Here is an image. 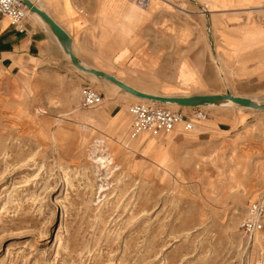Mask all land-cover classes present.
I'll use <instances>...</instances> for the list:
<instances>
[{"label": "rangeland", "instance_id": "374dc122", "mask_svg": "<svg viewBox=\"0 0 264 264\" xmlns=\"http://www.w3.org/2000/svg\"><path fill=\"white\" fill-rule=\"evenodd\" d=\"M218 1L142 12L150 0L126 18L136 0H104L100 33L116 64L126 54L105 69L152 95L230 91L263 103L264 0ZM39 65L0 68V264H264V219L255 236L239 228L264 197V111L205 108L194 130L131 138L141 99L65 56ZM87 86L100 106L82 108Z\"/></svg>", "mask_w": 264, "mask_h": 264}, {"label": "crops", "instance_id": "0c3cea01", "mask_svg": "<svg viewBox=\"0 0 264 264\" xmlns=\"http://www.w3.org/2000/svg\"><path fill=\"white\" fill-rule=\"evenodd\" d=\"M31 1L46 12L73 39V52L86 67L109 73L105 68H112V66L118 65L124 60L126 54L122 56L120 62L115 63L114 59L116 56L113 55L115 50L111 51L115 49L111 45L114 40L110 41L105 31L102 34L100 33L99 25H105L108 19L107 16H109L102 9L104 0ZM109 1L113 2L114 6L116 3L118 7L121 5V0ZM157 1L158 3L152 11L143 10L142 12L151 14L160 9V1L163 0ZM210 1L216 4L219 2L218 0ZM220 1L221 4L224 3L222 6L224 5L225 8L229 6L228 0ZM139 10L142 9L135 8L134 5L129 6L126 18L136 16ZM44 23L40 22L35 16L29 15L24 31H19L15 29L9 18L0 14V68L15 72L18 67L20 68V64L37 60L41 64L37 68L40 70L41 68L45 69L52 66L59 56H64V51L62 52L59 41L44 26ZM131 46H127L128 51L133 50ZM108 52H110V55ZM108 60L112 61L109 62ZM216 62L220 70L219 63L218 61ZM109 74L113 75V73ZM116 78L119 79L118 77ZM120 81L125 82L124 80ZM125 83L128 84L127 82ZM128 85L131 86L130 84ZM131 87L136 89L133 86Z\"/></svg>", "mask_w": 264, "mask_h": 264}, {"label": "built area", "instance_id": "2783aa9c", "mask_svg": "<svg viewBox=\"0 0 264 264\" xmlns=\"http://www.w3.org/2000/svg\"><path fill=\"white\" fill-rule=\"evenodd\" d=\"M141 8H147L150 0H136ZM0 14L10 19L15 29L24 31L29 13L21 0H0ZM100 93L85 87L81 94V106L83 109L96 108L103 103ZM132 124L130 137L135 138L141 133H150L158 136L163 133L173 132L180 123L185 124L187 130H194L195 121L205 120L207 113L205 108H193L189 115L181 111H172L160 104L140 102L130 107ZM246 217L240 224V229L246 235L255 236L263 228L264 197L253 202L246 210Z\"/></svg>", "mask_w": 264, "mask_h": 264}, {"label": "water", "instance_id": "95a60500", "mask_svg": "<svg viewBox=\"0 0 264 264\" xmlns=\"http://www.w3.org/2000/svg\"><path fill=\"white\" fill-rule=\"evenodd\" d=\"M23 5L27 7L31 11V13L37 14L43 22H45L52 34L59 41L65 55L70 57V61L72 65L82 73L91 74L97 77L100 80H107L114 85H116L121 91H126L129 94L135 96L136 98H142L146 100H150L153 102L160 103H168L178 105L180 107L186 108H205V106H220L228 103V101L232 102L234 105H238L243 108H249L257 111H264V102L258 103L251 98H243L239 96H235L230 91L223 95H193V96H175V97H167L163 95H152L145 93L143 91L136 90L126 84L123 81L117 79L114 75L109 74L107 72H102L97 69H93L90 67H86L79 59L75 56L72 45L73 39L42 9H40L37 5H35L31 0H21Z\"/></svg>", "mask_w": 264, "mask_h": 264}, {"label": "bare ground", "instance_id": "6f19581e", "mask_svg": "<svg viewBox=\"0 0 264 264\" xmlns=\"http://www.w3.org/2000/svg\"><path fill=\"white\" fill-rule=\"evenodd\" d=\"M152 1H155V0H152ZM135 7H137L136 5H135ZM138 7H140L139 5H138ZM141 8V7H140ZM142 9V8H141ZM27 11H28V13H29V15L30 16H35L38 20H40V22H42V23H44L42 20H41V18L37 15V14H35V13H31V11L29 10V9H27ZM45 25L44 26H46L47 27V29L50 31V29H49V27H48V25L46 24V23H44ZM51 32V31H50ZM55 37V36H54ZM60 45V44H59ZM62 48V47H61ZM62 52H63V49H62ZM64 53V52H63ZM64 56L65 57H67V59L70 61V57H68L67 55H65V53H64ZM70 63H71V61H70ZM71 65H72V63H71ZM73 66V65H72ZM74 67V66H73ZM75 68V67H74ZM76 69V68H75ZM77 70V69H76ZM79 71V70H78ZM80 72V71H79ZM82 73V72H81ZM82 74H85V73H82ZM85 75H89V76H91V77H93V78H95V79H97V80H99V81H101V82H103V83H105V82H108L109 84H111V85H113V86H115L116 88H118L116 85H114L113 83H111V82H109V81H107V80H100V79H98L97 77H95V76H93V75H91V74H85ZM119 89V88H118ZM121 91V90H120ZM123 92V91H122ZM124 92H126V91H124ZM126 93H128V92H126ZM129 94V93H128ZM131 95V94H130ZM133 96V95H132ZM133 97H135V96H133ZM168 97V96H167ZM136 98V97H135ZM138 100H142L143 102H147V103H150V104H160V105H164V106H167V107H172V108H178V107H180V106H178L177 104L176 105H174V104H168V103H160V102H158V103H156V102H153V101H150V100H146V99H142V98H137ZM254 100V99H253ZM254 101H256V102H258V103H261V101H259V100H254ZM228 106H238V105H234L232 102H230V101H228V103H226V104H223V105H220V106H215V105H211V106H205V108H211V107H213V108H219V107H228ZM240 107V106H239ZM186 108V107H185ZM240 108H243V107H240ZM192 109V108H191ZM243 109H245V108H243ZM95 160H96V162H98V167L99 168H107V164H108V160H107V158H106V156L105 155H100V156H95ZM112 161V160H111Z\"/></svg>", "mask_w": 264, "mask_h": 264}]
</instances>
